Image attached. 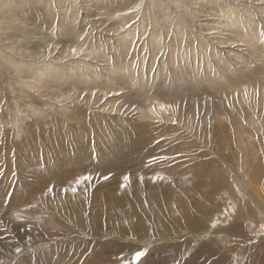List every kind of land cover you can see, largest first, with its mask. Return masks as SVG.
<instances>
[{"label": "rangeland", "instance_id": "rangeland-1", "mask_svg": "<svg viewBox=\"0 0 264 264\" xmlns=\"http://www.w3.org/2000/svg\"><path fill=\"white\" fill-rule=\"evenodd\" d=\"M43 1L48 3L45 4ZM178 1H180L178 9L181 12L178 15L179 21L173 19L171 8L163 0H119L116 4L111 0H23L22 3L0 0V264H135L132 256L137 250H144L147 254L151 251L148 256L150 258L146 254L141 258L143 262L140 261V264H156L154 260L155 254L159 251L158 247L167 248L168 244L172 246L177 243L180 236L183 238L180 246L189 245L191 237L199 239L208 232V226L214 227L222 220L227 221L228 231L225 239L220 240L221 236L215 238L213 247L218 248L216 243L221 241H229L226 247L230 260L228 264H264V169L260 168L261 165L264 167V107L260 105V111L253 113L246 104L241 106L244 109L240 112L243 113V125L249 129L253 125L257 127V130L252 128L255 131L251 132L252 136L250 140L248 139L246 150L238 146L239 150L237 144L232 141L231 133L234 128L229 116L230 113H234L233 120L236 121L240 114L237 112L239 107L236 106L235 98L238 89L235 85L236 76L239 82L247 87L259 75H264V43H261L264 37L261 36L254 42L251 35L248 36L250 40L245 42L244 46H247L246 52L249 51L251 54L243 56L245 59L248 57L251 59H246L245 63L238 62L237 67L240 71L229 72L231 67L226 66L222 77L210 72L205 81H196L195 77L190 75V68L185 66L177 75L168 78L166 73L168 65L160 62L159 74L164 75V79L158 76L152 81H142L135 74V70L124 66L126 54L117 59L113 56L109 58L104 56L100 60L96 57L91 58L89 54L98 41L108 45L109 41L120 37L118 33H122L121 36L127 35L129 27L132 26L136 43L131 46L140 45L142 48L137 49L136 53L130 52L131 57L127 59H130L128 65L130 67L135 65L137 69L140 60L137 53L139 55L142 53L145 57L152 54L154 35L147 33L151 32V18L161 23L164 18L168 20L164 25L165 39L169 35L168 27L175 21L181 28L183 27L181 24L184 23L196 25L198 29L202 28L201 21H194V11L202 15L199 20L213 23L218 15L217 10L221 8L224 0H193L191 6L185 0ZM73 2L77 10L76 18L63 19L65 15L72 14ZM245 7L249 8L247 5ZM162 11L163 17L158 18ZM250 11L252 16L262 19L264 25V6L262 10L255 7L250 8ZM185 14L190 16L189 20L183 18L182 15ZM119 20H128L129 23L120 28L117 22ZM63 25L68 27L67 31H63ZM211 25L205 26H209L210 30ZM207 34L214 35L215 31ZM214 43L207 40L205 47L209 48ZM77 44L85 46L84 49L77 51L82 66L88 65L90 59L93 60L92 63H106L103 67V77L99 78L96 74L90 77L96 81V85L107 81L111 75H116L113 88L115 95L109 97V104L106 102L104 105L106 97L102 91L104 87L91 91L89 97L82 93L78 99L71 100L64 96L74 93L72 86L66 87V84L59 80V88L50 84L51 78L47 76L51 73L53 77L61 80L67 75L58 63L66 56L53 65L51 60L46 59L61 49L71 50ZM224 50L226 52L224 61L232 63L226 48ZM42 51L50 55L43 59L40 54ZM120 61L121 63H118ZM47 62L54 66L52 72ZM156 65L157 63L154 68ZM176 66L179 68V65ZM38 70L41 71V81L35 82L37 85L31 88L25 86L24 80L33 82ZM108 71L111 73L107 74ZM130 77L133 78L128 79ZM224 78L231 79V83L225 82ZM76 81L82 85L85 83L83 79ZM262 85L264 87V84ZM162 88L165 93L163 95L161 93L162 97L153 98L157 101L154 104L166 101L168 104L178 106L180 112L177 117L161 121L155 117L137 120L135 116L129 117L132 113L137 114L135 110L125 115L106 109L112 103H122L130 109L140 106L147 108L150 104L147 103L145 94L155 95L161 92ZM87 116L93 119H88ZM116 123L119 125H115ZM146 123H152L153 126L148 128L153 129L144 128ZM17 124L23 127L22 130H37L38 133L28 134L29 143H19L7 134L8 130H12ZM105 126L115 127L111 133L122 131V137L118 136L121 142L138 134L153 138L154 142L161 144V148L164 149L160 150L161 154L156 155L155 160L161 162L164 159L166 162L161 163L165 169L170 164L169 156L176 155L178 158L196 156L205 160L204 162L211 161L218 167L217 174L219 175L221 171L219 175L221 179L218 182L222 187L213 191L212 198L197 203L192 200V203L183 202L188 208L193 204L201 206L202 223H198L196 229L189 235L187 228L180 227L179 221H163L164 219L157 222L159 228H177L179 238L174 240V237H171L172 240L166 243L154 239L140 241L138 237L128 235L127 230L120 231L122 222L131 216L135 217L131 212L135 207L133 203L120 201L119 195L114 193L106 196L108 194L106 191L93 194L96 192L95 189L102 187V179H97L101 170L94 169L101 166L104 169L109 163L113 164L112 156L120 150L116 148L107 152L105 144L110 142L114 145L115 142L118 143V139L104 141L107 132L101 135V131L98 130ZM138 126L142 128L135 129ZM60 133H63V136H60ZM55 138L62 143L65 151L76 150V147L80 150L85 148L83 154L89 157V162L101 161L86 168L97 176L93 185L84 187V192L75 195L47 193L56 177L51 172L49 163L63 154L57 149L56 145L60 144L56 143ZM172 148H176L177 151H174L173 155H168ZM254 152H257L262 162L257 172L250 171L249 165L243 162L252 159ZM80 157L84 156L79 152L75 160L80 161ZM131 159L127 163H121L125 170L137 160H142L137 157ZM138 162V166L143 163ZM99 164L100 167H96ZM145 164L143 163L144 168ZM127 170L132 172V167ZM105 177L109 183L119 180L117 174H114V177L110 174ZM236 179L239 181V189L244 188L243 195L240 191H234L238 190ZM130 180H137L136 175L131 174ZM223 180L225 181L222 182ZM230 186L233 191L223 194ZM107 187L104 186L101 190H106ZM39 188L46 190L40 198ZM81 196L84 199L83 204L79 203ZM34 201L35 203L39 201L45 206L43 209H47L46 215L34 216L28 212V207L32 206ZM100 202L104 206L107 204V218L102 215ZM79 207L81 212L73 217V210ZM119 209L125 210L126 213H118ZM208 218L213 219V224L208 222ZM144 245L142 249L138 248ZM17 248L21 251L17 252Z\"/></svg>", "mask_w": 264, "mask_h": 264}, {"label": "bare ground", "instance_id": "bare-ground-1", "mask_svg": "<svg viewBox=\"0 0 264 264\" xmlns=\"http://www.w3.org/2000/svg\"><path fill=\"white\" fill-rule=\"evenodd\" d=\"M7 1H19V3H22L23 0H7ZM119 0H111L113 4H116ZM164 2L168 3L169 7L172 10V17L174 20L179 21L178 15L181 13L178 9L179 2L178 0H163ZM238 1V0H235ZM239 3H234L233 0H224L222 1L221 8L217 10V18L214 20V22H206L205 20H199L202 18V15L198 14L200 12L194 11V21H201L203 24L202 28H197L196 25H192L189 23L181 24L183 27H180V24L175 23L171 24L168 27V33L169 35L164 38L166 33L164 32V25L168 23V20L164 18V21L156 22L154 19L151 20V32L150 33L154 38V46L151 50L152 54L148 56H142V53L139 55V63L138 67L136 69V66L130 67L128 65L127 58L131 57L130 52H137V49L142 48L140 45H134L133 47L131 44H135L136 41L134 40L135 31L132 28V26L129 27V33L127 35L121 36L118 33V36L115 40L109 41L108 45H104L102 42L98 41L95 44L94 49L89 53L91 55V58L94 59V57L97 58V60H100L102 57L106 56L107 58L113 56L114 59H117V57H122V55L126 54V60L124 61V66L129 69L135 70V74L142 80H154L158 76H162V80L164 79V75L159 74V69L161 68V65L158 64H167L168 67L166 69V73L168 74V78L172 77L173 75H177L178 72L184 68H190V75H193L197 80L205 81L207 80V74L210 72H214L216 74H219L221 77L223 75V72L225 71V67L227 66L229 68V72L233 71H240L237 66H239V61L242 63L246 62L247 60H250L251 57H248L245 59L244 54L250 56V52H246L247 46H244V43L249 41L248 38L249 35H251L253 41L257 42L261 37V25L263 23L262 19L256 18L255 16H252L250 8L259 7L262 10V5L260 1H251V0H239ZM35 2V1H34ZM67 2V1H65ZM151 2V1H150ZM184 2V1H182ZM185 2L191 6L194 1L193 0H185ZM43 3L47 4L48 2ZM239 4V5H238ZM248 6L249 8H246L245 6ZM164 12L162 11L160 16L158 18L163 17ZM77 16V10L75 9V3L73 2V10L71 15H65L63 19L65 20H74ZM184 19L189 20L190 16L182 15ZM172 19V22H173ZM118 27L123 28L125 27L129 21L119 20ZM122 22H125V24H122ZM141 22V21H139ZM195 24V22H194ZM212 24V25H211ZM205 25H211L210 30H208L209 26ZM64 26V25H63ZM158 27V29H156ZM221 29V30H220ZM68 27H63V31H67ZM70 30V29H69ZM208 30V31H207ZM210 31H215L214 35L207 34ZM245 35V36H243ZM208 41H214L215 43L211 45L209 48H206L205 45ZM85 42V41H83ZM234 42H239L238 44H234ZM220 44V45H218ZM218 45V48H217ZM76 50L84 49L85 46L82 45H76ZM217 48V49H216ZM228 52V56L230 57V61L232 63H226L225 60V49ZM86 52V51H85ZM84 52V53H85ZM41 57L47 58L50 54H44V52H40ZM79 53L76 55H73L71 50L68 48L59 50L58 53L53 54L52 56H49L46 60H51L52 65L56 64L55 62L61 59L62 57L64 60L59 61L61 68L66 72V76L61 80L60 78L53 77V73L51 75H48L47 78L50 79V84L55 85L56 88L60 87V83L58 80L62 83L66 84V87L71 86V88L74 93H71L69 96H64L66 99H78L79 97L85 94L89 97L90 92L95 91L101 87H104L102 91L104 92L105 97V103L109 104V97L114 96L115 93L113 91V88L115 86V79L116 75H111L110 79L107 81H99L101 84L96 85L95 80H91L90 77L94 74H96L99 78L103 77V67H105L106 63L96 64L92 63L93 60L90 59V62L88 65L82 66L80 63V59L78 56ZM72 56V58H71ZM214 57V58H212ZM144 60H143V59ZM106 59V58H105ZM104 59V60H105ZM142 59V61H141ZM69 60V61H68ZM44 62V61H40ZM118 63H121L118 62ZM135 63V62H134ZM157 63V67L159 65V68H154V65ZM49 64V62H47ZM179 65V68H177L176 65ZM51 66L50 72L53 71L54 66ZM115 63L112 64V67L114 68ZM129 66V67H128ZM93 68V69H92ZM140 68V70H138ZM163 68V65H162ZM235 68V69H234ZM189 70V69H188ZM41 71L38 70L37 73L34 75V81L28 82V80H24V85L27 87L35 85V82L41 81L40 78ZM111 71H108L107 74H110ZM133 77H130L128 79H131ZM179 78V77H178ZM237 82L236 86H238L235 98H236V106L239 108L237 109L238 114L242 112L244 109L241 108L242 105L246 104L249 108V110L253 113L260 111V105L264 107V87L262 84H264V75H259L255 80H253L250 85L243 86L241 82H239V78L236 76ZM258 78L260 81H258ZM76 79L84 80V84L77 83ZM223 79V78H221ZM225 82L231 83V79L224 78ZM184 82V81H183ZM68 84V85H67ZM258 84V85H257ZM37 85V84H36ZM35 85V86H36ZM39 85V84H38ZM40 86V85H39ZM38 87V86H37ZM259 87V89H258ZM247 90V91H246ZM249 90V91H248ZM257 90L259 91V97L257 98ZM165 93V90H161V92L153 94H145V98L147 99V103L150 104L147 106V108H142V106L136 108L130 109L129 106H123L122 103H112L107 107L106 109H109L112 112L125 114L131 113L133 110L136 111V113H132L129 117L132 118V116H135L137 120H145L146 118H156L157 120H168L170 117H177L180 112V108L178 106H174L171 103L168 104L166 101L159 102V104H154L157 102L155 99L156 97H159ZM247 94V95H246ZM153 99V100H152ZM154 101V102H152ZM152 102V103H151ZM258 104V105H257ZM165 107H161V106ZM155 109V110H153ZM230 120L232 123V127L234 130L231 133V139L233 142L237 144V147L244 148L246 150V145L248 143V139L250 140L252 134L251 132L255 131L252 130V128L257 130V127L253 125L251 129H249L248 126L243 125V113L238 115V120L234 121L235 118L234 113H230ZM88 119H93L90 116H87ZM115 122V121H114ZM114 124V123H110ZM155 124V123H154ZM115 125H119V123H116ZM153 124H147L144 128L146 129H153ZM113 128H107L106 126L103 129H99L98 131H101V135H103L105 132L107 134L104 136V141H108L109 139H118V143L115 142L114 145H112L110 142L106 143L105 148L107 152H110L116 148H119L120 150L115 153L112 156V159L114 160L111 164L109 163L104 169L102 168H95L94 170H101L99 171L100 174L97 179H102V187L108 186L106 190H101V188L95 189L96 192L93 194H97L98 192H104L106 191L108 194L106 196H109L111 193H114L115 195H119V200L122 202L130 201L135 206L133 210L131 211L134 216H131L130 218H127L125 222H122L120 231L123 232L124 230H127L126 233L130 236H136L139 238L140 241H148V239H154L157 241H168L172 240L171 237L179 238V230L177 228H159L157 222L160 219H164L163 221H170L174 220L175 222L179 221L181 228H187L186 230L189 231L188 235L191 231L196 229L197 224L202 223L201 218L202 214L201 212V206L194 205L191 208H188L184 205L183 202H191L194 201V203H197L200 200H209L208 198H212V193L215 190H218L222 186H219V180L221 177V171H219V175L217 174V166H214L213 163L210 161H206L203 159H198L196 156H182L178 158L176 155L169 156L170 157V164L166 166L165 169L163 166L166 161L158 162L156 161V155L161 154L160 150L162 149V145L156 144L152 139L147 138L146 136L142 134H138L136 136L130 137V139H127L126 141H122L119 139V137H122V131L120 133H111ZM141 129V126L135 127V129ZM143 128V129H144ZM23 127L20 126V124H17L13 127L12 130H8L7 134L15 139L19 143H29L28 134H37V130L35 131H28L27 129L22 130ZM21 131V132H19ZM145 131V129H144ZM127 135V131H125ZM142 133V132H141ZM120 134V135H119ZM60 136H63V133H60ZM119 136V137H118ZM5 137V136H4ZM83 137V136H82ZM133 138V139H132ZM108 139V140H107ZM56 145L58 150H61L63 153L58 158L50 161V170L52 173H54L55 182L52 184L53 192H49L47 189V193H51L53 195L63 193V189L65 187L69 188V192L67 195H72L71 187L75 186V181L86 174H91L95 179L97 175H94L93 171H90L89 168L92 165H96L100 163H92L89 162V157L85 156L83 154V150H80L76 147V150H68L65 151L62 143L58 141L57 138H55ZM85 144V142H84ZM255 147V145H253ZM238 149L240 150V148ZM111 148V149H109ZM179 149V148H178ZM177 151L176 148H172L168 151V155H173V152ZM184 151V150H183ZM79 152L84 157H80V161L75 160L78 158ZM177 154V153H176ZM187 154V153H186ZM261 155V154H260ZM63 157H66L64 159ZM132 157H137L142 160H137V162L134 163V165L127 166V169H131L132 172L129 170H125L121 163H127L130 160H132ZM63 158V159H62ZM155 158V159H154ZM161 158H163L161 156ZM111 160V159H110ZM109 161V160H107ZM138 161H142L145 164V168L142 165L138 166ZM105 162V161H104ZM245 164H248L250 167V171L257 172L259 169V166L262 162H260L257 152H254L252 155V159H249L247 161H243ZM188 163V164H186ZM101 164L97 165L96 167H100ZM264 169V167L261 165L260 168ZM25 168V167H24ZM142 168V170H140ZM257 168V169H256ZM147 170V171H145ZM86 171V173H85ZM200 171H203L200 173ZM129 175H136L137 180L133 181H126L124 179L125 176ZM110 174L112 177H114V174L119 175V180L117 182L111 181L109 183L105 176ZM156 176L163 177V179L160 180H154L153 178ZM141 177H143V181H141ZM95 179H93L91 182H85L84 184L79 186L78 191L75 193H82L84 192V187L87 185H93L95 183ZM263 180V179H261ZM260 180V181H261ZM223 180L222 182H224ZM258 181V178H257ZM237 188L238 190L234 191H240L242 192V195L244 194V188L242 190L239 189V181L236 179ZM107 184V185H106ZM127 185L124 187V185ZM264 184V181H263ZM247 188V187H246ZM93 191V190H92ZM116 191V192H115ZM232 192L233 188L232 186L228 187L224 192ZM46 193V190L43 188L38 189V197H42ZM74 194V195H75ZM101 194V193H100ZM241 195V193H239ZM105 196V195H103ZM96 200V198H93ZM92 199V200H93ZM192 200V201H191ZM206 200V201H207ZM84 199L81 196V199H79V203L83 204ZM101 203V202H100ZM208 203V202H207ZM180 205V207H179ZM234 205V202H233ZM232 205V206H233ZM44 205L41 204V202H32V206L28 207V212L33 214L34 216H38L39 214L46 215V208ZM102 207V215L107 218V204L104 206L101 203ZM79 212H81L80 207L73 210V217L76 216ZM105 212V213H104ZM118 213L122 214L121 212L126 213L125 210L119 209L117 211ZM210 212V211H209ZM28 214V213H27ZM215 218V216L213 217ZM154 219H158L155 220ZM208 222L213 224V219L208 218ZM216 227V228H214ZM214 227L208 226V232H206L202 237L199 239H194L193 237L189 240V245H185L184 247H181L182 244H180L183 241L182 236H180V239L176 241V244L170 243L172 246L165 245L164 247H158L159 251L157 254H155V262L156 264H173L177 261V264H228V240L218 244V248H214L215 244V238L218 237L221 239H225V235L228 231V225L226 220L219 221V224H215ZM106 229V226L104 227V230ZM219 229V231H217ZM223 232V233H222ZM219 235V236H217ZM158 237V238H157ZM223 237V238H222ZM189 238V237H188ZM173 240V241H174ZM172 241V242H173ZM181 245V246H180ZM142 247H138L139 249H142ZM151 252V251H150ZM150 252L147 254V257L149 256ZM245 255V254H244ZM150 258V257H148ZM48 259V258H47ZM164 259V260H163ZM143 261H141L142 263ZM40 264V263H39ZM49 264V263H48ZM53 264V263H51Z\"/></svg>", "mask_w": 264, "mask_h": 264}, {"label": "snow or ice", "instance_id": "snow-or-ice-1", "mask_svg": "<svg viewBox=\"0 0 264 264\" xmlns=\"http://www.w3.org/2000/svg\"><path fill=\"white\" fill-rule=\"evenodd\" d=\"M260 2H261V5L264 6V0H260ZM261 36L264 37V25H261ZM81 38H83V37H81ZM261 43H264V39L261 40ZM71 52H72L73 55H76L77 54L76 48H72ZM94 95H95V93H93V96ZM258 97H259V91L257 90V98ZM161 107H165V106L162 105ZM229 107H231V105H229ZM153 110H155V109H153ZM175 122L176 121H173V123H175ZM165 159H168V158L165 157ZM93 179H94V177L91 174H86L84 176L79 177L75 181V186L71 187V192L73 194H75L78 191L80 185L84 184L85 182H91ZM105 179H107V177H105ZM124 179L126 181H130V175L129 176H125ZM153 179L154 180H160V179H163V177L156 176ZM141 181H143V177H141ZM126 186L127 185L125 184L124 187H126ZM48 191L49 192H53V188H49ZM62 191H63V193L65 195H67L68 192H69V188L65 187ZM8 198L9 197H6V199H8ZM16 251L19 252L21 250L19 248H17ZM146 254L147 253L144 250H137V251L134 252V255L132 256V261L135 262V264H140L141 258L144 257Z\"/></svg>", "mask_w": 264, "mask_h": 264}]
</instances>
